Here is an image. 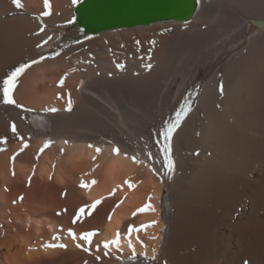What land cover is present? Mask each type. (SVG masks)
<instances>
[{"label": "bare ground", "instance_id": "bare-ground-1", "mask_svg": "<svg viewBox=\"0 0 264 264\" xmlns=\"http://www.w3.org/2000/svg\"><path fill=\"white\" fill-rule=\"evenodd\" d=\"M83 1L0 0V264H264V0L51 51Z\"/></svg>", "mask_w": 264, "mask_h": 264}, {"label": "water", "instance_id": "water-1", "mask_svg": "<svg viewBox=\"0 0 264 264\" xmlns=\"http://www.w3.org/2000/svg\"><path fill=\"white\" fill-rule=\"evenodd\" d=\"M77 8L82 30L94 33L160 19L186 18L195 8V0H84Z\"/></svg>", "mask_w": 264, "mask_h": 264}, {"label": "snow or ice", "instance_id": "snow-or-ice-1", "mask_svg": "<svg viewBox=\"0 0 264 264\" xmlns=\"http://www.w3.org/2000/svg\"><path fill=\"white\" fill-rule=\"evenodd\" d=\"M46 2H47V0H46ZM74 2H76V0H74ZM12 3L17 8L23 7V5L21 3V0H12ZM32 63L33 64L37 63V61H32ZM29 67H30L29 64H26V63L25 64H21L19 67H17L15 69V71H13L10 75H8V77L6 79H4L2 82H0V91H2V93H3V101H4V103H6V104H15L16 103V101L13 99V95L12 94H13L14 89L16 88L17 79ZM118 67L123 68L124 66L123 65H118ZM60 85L61 86L63 85V80L60 81ZM71 105H72L71 97L69 96L68 109L67 110L71 111ZM189 110L190 109L186 106V107L182 108L180 111L176 112L174 122L166 123V125L163 128V130L161 132L157 133L158 135H162L163 138H164V141H165V156L167 158L166 159V164H167V167H168V169L170 171L174 169V161L169 155L170 147H169V143L168 142L171 140L175 129L181 124L182 117L184 115H186ZM50 111L55 112V111H57V109H50ZM13 130H15L14 127H13ZM46 146H47V144L45 145V147ZM96 151H97V153H99L101 150L99 148H97ZM114 151L117 152V154L119 152L118 149H114ZM13 159H15V157H13ZM14 174L15 173H13V175ZM30 180H31V177H29V181ZM20 199H23V197H20ZM14 202L15 201H13V203ZM99 203H100V201H96V202H94L92 205H90L88 207H90L91 209H95L97 204H99ZM78 211H79V213H85V208L81 207ZM88 214H90V213H88ZM69 235H71L73 239H76V234L74 232H72L71 229H69ZM92 235H93V233H91V232L84 233V234L81 235L80 238L85 240V241H90V238H91ZM54 239H55V237H54ZM114 242L118 243V240L114 241ZM46 247L65 248L66 245H63V244H58V245L50 244V245H46ZM77 247H80V245L78 244ZM105 247H108L107 243H105ZM84 250L88 251V249H84ZM97 259H99V257H97Z\"/></svg>", "mask_w": 264, "mask_h": 264}, {"label": "rangeland", "instance_id": "rangeland-1", "mask_svg": "<svg viewBox=\"0 0 264 264\" xmlns=\"http://www.w3.org/2000/svg\"><path fill=\"white\" fill-rule=\"evenodd\" d=\"M90 35L91 34L83 33L82 27L79 26L78 24H75L74 26L73 25L64 26L59 29L56 38L49 42L48 47L51 51L56 49L58 50L59 48L61 49L62 47L68 46L72 43H75L76 41L87 38ZM56 40H58L57 43H55ZM162 201H163V211L166 214V217H168L169 206L166 202V195L164 193L162 195ZM148 258H143V259L139 258V259L142 261Z\"/></svg>", "mask_w": 264, "mask_h": 264}]
</instances>
